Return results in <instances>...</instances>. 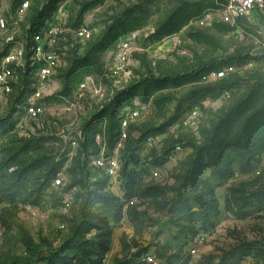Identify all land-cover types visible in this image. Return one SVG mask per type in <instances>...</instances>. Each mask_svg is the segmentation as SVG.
Instances as JSON below:
<instances>
[{"label": "rangeland", "instance_id": "374dc122", "mask_svg": "<svg viewBox=\"0 0 264 264\" xmlns=\"http://www.w3.org/2000/svg\"><path fill=\"white\" fill-rule=\"evenodd\" d=\"M12 1L0 0V17L6 22L0 30V60L26 44V18L16 20ZM90 1L61 0L52 18L61 9L67 25L85 21L94 33L126 13L139 25L97 53L101 73L85 77V86L73 87L70 95L47 102L48 124L36 138L25 140L30 137L19 128L24 112L15 104L18 71L9 81L11 91L0 87V264H45L48 258L60 259L62 248L69 264H149L143 260L146 255L161 264H264V156L253 164L233 154L231 177L211 171L199 158L207 160L206 139L216 116L244 97L257 79L264 81V62H258L264 59L259 33L264 14H251L259 17V25L244 17L235 26L226 24L227 32L201 28L210 36L205 43L189 37L193 28H182L173 45L171 34L159 40L149 36L180 0H104L79 18L80 8ZM223 1L213 0L216 7L201 15ZM123 39H129V52L124 71H118L115 52ZM88 43L74 46L83 53ZM229 67L233 68L224 78H204ZM198 69L202 72L195 82L150 91L152 77ZM49 84L46 96L62 89L57 77ZM200 88L219 94L191 97ZM127 89L132 97L119 117L130 106L142 109L143 116L119 142L108 132L107 119L97 116ZM87 123H97L107 142L104 148L94 146L88 136L89 145L79 156V146L73 148L68 139L79 142L78 133ZM117 147L119 177L107 185L89 179L81 168L84 160L91 169L102 150L113 154ZM57 163L60 186L50 181ZM155 170L158 176L152 174ZM19 175L27 177L31 190L47 181L41 205L10 199L12 180ZM74 182L69 198L65 192ZM95 195H102L103 211L91 200Z\"/></svg>", "mask_w": 264, "mask_h": 264}, {"label": "trees", "instance_id": "16d2710c", "mask_svg": "<svg viewBox=\"0 0 264 264\" xmlns=\"http://www.w3.org/2000/svg\"><path fill=\"white\" fill-rule=\"evenodd\" d=\"M24 0H13L11 3L12 10L16 9L21 5ZM61 0H46L44 3L40 0H34L33 4L28 6L24 18H26L27 25L24 27L23 37L26 41L25 44V57L26 64L24 68H17L20 75V83L16 87L18 89V102L16 108L22 109L27 96L33 91L32 83L34 81V75L38 68V65L29 64V47L32 44V37L37 34H42L47 30L49 25L54 21L52 18L53 13L56 10L58 2ZM104 0H93L86 4H83L79 10V18L82 17L83 13L98 5L103 3ZM30 3V0H29ZM222 4V3H221ZM218 6V5H217ZM213 0L212 1H201V0H180L173 7L163 19L156 23L154 31L149 37L155 38L156 40L161 39L164 36L170 35L180 31L184 26L188 24L191 19L201 16V13L206 8H215ZM220 7V4H219ZM218 8V7H217ZM130 13H126L123 17H119L112 23L108 24L104 29L93 34L90 39L87 40L88 47L79 53L74 47L70 48L65 55V65L60 68L54 77L61 79L62 89L57 95L46 96L45 101H50L53 99H61V97H66L71 94L74 88L83 81L87 76H91L97 73H101V64L98 59L97 53L105 48L110 47L116 40L122 35L131 30L136 29L139 25L138 21L134 18L129 17ZM79 24L73 25L68 24L72 27H76ZM222 22H214L211 26L222 32H227L230 30L229 26ZM228 25V24H227ZM235 26V25H232ZM193 28L194 31L188 33L189 37L196 42H209L210 36L201 30V28ZM202 72V69H198L189 73H182L176 75H165L159 76L157 78H150L149 86L151 90H161L167 87H179L185 84L195 82L197 77ZM257 79L252 85L248 93L238 99L231 107L227 110L221 112L213 120L212 130L209 137H207V147L206 148V158L203 161L202 155L199 156L200 163L213 171L218 169L224 175V177H231L233 171H231L230 161L232 160V155L235 154L241 161H253L255 164L261 160L264 156V81ZM212 92L215 97L219 93H215L214 90L208 88H200L192 91L191 97L198 98L203 97L205 93ZM132 97V93L129 89L120 92L107 106L103 107L99 112L97 118L99 120L107 119L108 122V132L118 141L119 136V112L121 108L125 106L126 103ZM81 133L83 135V140L79 142V153L80 156L88 147V136L89 140L94 146H98L95 142V135L99 133V128L97 123L93 125H88V123L82 126ZM36 138L32 136L25 140H31ZM144 137L141 138L143 140ZM38 142V140H36ZM107 142V140L105 141ZM113 147H111V150ZM200 148L199 150H201ZM211 150V151H210ZM109 155V154H107ZM87 159L81 165L82 170L89 179L91 178L90 167H86ZM61 167L60 163H57L51 170V182L53 184V179L56 174L60 172L58 168ZM122 168V167H121ZM93 182H100L107 185L108 178L104 175L94 174ZM13 187L10 199L20 198V202L23 204H30L34 206H39L43 202L44 195L46 193L47 181L42 183H37L34 190H31L28 184H25L28 180L26 176L19 175L12 180ZM76 182L70 185L69 188L75 187ZM102 195H95L91 200L99 203L98 210L103 211L104 205L102 203ZM88 200L89 197H88ZM65 249L62 248L59 251L60 259L48 258L45 264H69L67 258L63 255ZM14 264V263H13Z\"/></svg>", "mask_w": 264, "mask_h": 264}, {"label": "built area", "instance_id": "2783aa9c", "mask_svg": "<svg viewBox=\"0 0 264 264\" xmlns=\"http://www.w3.org/2000/svg\"><path fill=\"white\" fill-rule=\"evenodd\" d=\"M29 6V0H24L16 9L14 15L16 20L21 21ZM264 13V0H224L220 7L215 10H207L200 17L191 19L183 30L189 27L204 28L211 26L214 22H222L229 25H236L238 19L248 18L253 11ZM6 28V22L0 17V30ZM153 31V30H152ZM150 31V32H152ZM176 32L169 36L170 43L176 45L177 40L181 37ZM95 34L91 26L83 21L76 27L67 25L66 16L61 13V9L56 14L54 21L49 25L42 34L32 37V44L29 47L30 54L28 57L30 65H38L32 83L33 91L27 96L23 106V114L21 115L19 128L23 131L24 136H36L38 132L45 128L48 121L45 119L46 110L49 104L45 101L46 92L49 89V81L55 76L57 71L65 65V55L67 51L76 43H84ZM134 37V35H132ZM129 39L122 41L121 45L115 52V59L119 64L116 69L124 71V63L128 58ZM26 64L25 45L19 48H13L5 53L0 60V87L6 91H11L9 81L15 76L17 68H24ZM233 67L219 71H211L204 78L221 79L232 70ZM85 86L82 82L77 89ZM143 116V111L138 106L127 107L120 116L118 141L121 142L127 138L129 127L136 123ZM55 124V123H54ZM78 139L83 140L81 132L78 133ZM73 148L79 146V142L75 139H68ZM95 142L100 147H105V139L101 133L95 135ZM104 155L102 152L91 162V178L94 179L95 173L104 175L111 184L113 180L119 177L121 168V160L116 154ZM158 176V171L152 173ZM62 184L61 172H58L53 179L54 186ZM76 187H72L65 192L69 198L72 197ZM149 264H161L152 255H146L143 258Z\"/></svg>", "mask_w": 264, "mask_h": 264}, {"label": "crops", "instance_id": "0c3cea01", "mask_svg": "<svg viewBox=\"0 0 264 264\" xmlns=\"http://www.w3.org/2000/svg\"><path fill=\"white\" fill-rule=\"evenodd\" d=\"M264 14V13H263ZM248 20H250V21H252L254 24H258L259 25V17H255L254 15H251V16H249L248 18H247ZM260 31H259V33L261 34L260 35V37H261V39L264 41V25H260ZM260 44H261V46H260V53H261V55H263L264 54V43H262V42H260ZM258 62L261 64V63H263L264 62V59H263V57H260L259 59H258ZM257 62V63H258Z\"/></svg>", "mask_w": 264, "mask_h": 264}]
</instances>
